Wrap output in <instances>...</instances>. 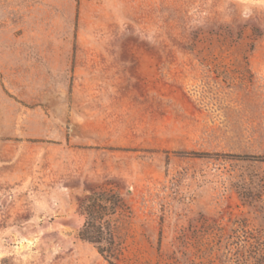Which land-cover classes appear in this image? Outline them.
Listing matches in <instances>:
<instances>
[{
  "label": "rangeland",
  "instance_id": "obj_1",
  "mask_svg": "<svg viewBox=\"0 0 264 264\" xmlns=\"http://www.w3.org/2000/svg\"><path fill=\"white\" fill-rule=\"evenodd\" d=\"M264 264V0H0V264Z\"/></svg>",
  "mask_w": 264,
  "mask_h": 264
},
{
  "label": "trees",
  "instance_id": "obj_2",
  "mask_svg": "<svg viewBox=\"0 0 264 264\" xmlns=\"http://www.w3.org/2000/svg\"><path fill=\"white\" fill-rule=\"evenodd\" d=\"M122 204L121 199L111 191H90L79 201V209L85 221L78 236L96 246L97 252L109 263L115 264L118 250L115 237L109 228L108 217Z\"/></svg>",
  "mask_w": 264,
  "mask_h": 264
}]
</instances>
